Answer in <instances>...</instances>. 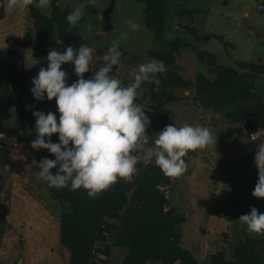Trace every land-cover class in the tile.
Listing matches in <instances>:
<instances>
[{"label": "rangeland", "instance_id": "obj_1", "mask_svg": "<svg viewBox=\"0 0 264 264\" xmlns=\"http://www.w3.org/2000/svg\"><path fill=\"white\" fill-rule=\"evenodd\" d=\"M149 1L115 0L106 30L102 12L110 0H51L50 10L30 6L13 12H6L7 0H0V200L8 207L0 221V264H70V250L60 239L61 216L67 208L52 196L46 182L36 178L39 169L32 164L47 158L46 152L31 147L37 134L14 114L2 94L5 86L20 108L29 105L33 111L52 112L59 121L55 100L45 95L36 101L31 88L41 67L47 68L49 51L67 49L57 43L61 37L75 42L77 49L86 44L97 57L121 39V63L112 74L125 86L132 70L153 60V53L166 65L159 85L148 87L145 98L136 100L151 122V139L170 124L205 126L217 137L215 145L184 158L187 171L179 178L157 182V176L164 177L161 170L154 162H141L130 180L113 186L110 190L123 199L122 209L114 217L104 216L108 224L91 247L89 264H215V254L224 261L236 260L244 244L254 245L264 264V235L249 233L238 220L252 207L264 214V199L252 196L258 180L255 152L264 145V12L255 9L262 0ZM80 4L85 5L84 16L72 26L67 16ZM150 5L158 19L152 28L145 23ZM128 20L139 28L131 29ZM176 24L191 28L194 35ZM62 70L69 86L78 79L73 65H62ZM229 82L243 83L246 95L232 99ZM250 132L260 142H250ZM149 191L162 198L160 220L173 223L165 246L157 242L149 248L144 239L150 233L130 222L140 212L147 214L133 202V194ZM154 228L153 232L163 230Z\"/></svg>", "mask_w": 264, "mask_h": 264}, {"label": "clouds", "instance_id": "obj_2", "mask_svg": "<svg viewBox=\"0 0 264 264\" xmlns=\"http://www.w3.org/2000/svg\"><path fill=\"white\" fill-rule=\"evenodd\" d=\"M30 6L44 11L50 10L51 0H7L6 12L25 11ZM84 4L69 13L67 21L76 26L84 16ZM131 29L139 25L132 20L126 22ZM91 30V24L87 25ZM126 39V34L122 35ZM121 39L112 41L106 54L97 57L94 49L81 44L78 49L50 50L47 68L41 67L32 80L31 92L36 101L55 100L56 114L34 111L36 139L31 143L35 150L46 149L55 159L43 158L37 164V179L49 188L69 187L72 191L83 189L91 199L111 189L119 181L130 180L138 171L137 165L154 162L166 178L181 177L187 171L185 157L190 152L205 150L216 144L217 137L201 125H167L155 134H147L150 120L143 106L136 100L144 95L145 83H160L159 74L167 72L162 61L151 60L140 64L130 73L132 80L126 86L113 75L114 66L121 63L123 52ZM92 78L84 75L97 65ZM74 66L78 79L67 84L68 75L62 65ZM14 111V109H13ZM58 134L59 143L51 137ZM45 138H48L47 141ZM254 163L258 180L252 192L257 199H264V145L255 152ZM56 169L55 174L52 170ZM249 233L264 235V214L252 207L249 214L238 219Z\"/></svg>", "mask_w": 264, "mask_h": 264}, {"label": "trees", "instance_id": "obj_3", "mask_svg": "<svg viewBox=\"0 0 264 264\" xmlns=\"http://www.w3.org/2000/svg\"><path fill=\"white\" fill-rule=\"evenodd\" d=\"M147 1L149 0H140ZM155 8H151V5L146 9L145 23L148 27L158 26L157 14L154 11ZM160 29V28H159ZM61 37V36H60ZM63 40L70 42L69 39L61 37ZM58 43V42H57ZM153 60H157L155 53L152 54ZM159 77V76H158ZM159 79V78H158ZM155 83H145L143 86L144 89L148 90V87H153ZM5 87V86H4ZM3 88L2 94L6 97V101L11 103L12 110L14 109V114L22 120H26L29 124L30 129L36 133V120L35 117H32L33 106L22 105L23 109L19 107L18 100L10 93ZM229 90L232 91V99H237L246 95L245 85L243 83L238 85L237 83L229 82ZM145 94V92H144ZM144 99V95L142 96ZM139 99V98H138ZM152 100V98H151ZM153 101V100H152ZM146 104V103H145ZM31 107L32 111H28V108ZM248 124V123H247ZM249 125V124H248ZM253 126V125H252ZM46 141L48 138H45ZM53 143L57 142L55 135L51 137ZM43 152H46V157L48 159H55L46 149H42ZM55 174L56 169H53ZM159 181L167 182V178L156 177ZM160 179V180H159ZM156 184V183H155ZM52 196L55 199H59L61 202L65 203L64 206L67 208L61 216V242L67 246L70 250V264H89L91 257V247L96 239L102 235L104 224H108L107 221H104V216H116L117 212L122 209L123 199H121L114 190H108L101 194L96 199H91L87 196L86 192L81 189L77 191H72L69 187L62 189L51 188ZM152 196L154 200V205L151 203L152 199L148 196ZM133 202L140 204L145 207L147 214L140 212L137 214L130 222H134L133 227L142 226L138 230L146 228L147 237L144 239L145 242H150L149 248H153L158 245H166L168 238L172 235L171 225H173L172 220L161 221V212H162V198L160 195L153 196V191L147 194L138 192L133 194ZM130 213V211L128 212ZM163 214V213H162ZM143 215L146 217L143 219ZM164 220H167L164 217ZM169 219V218H168ZM162 222H168L166 226L162 225ZM144 224V225H143ZM152 226V227H151ZM155 226L162 228V231L153 232ZM153 228V229H152ZM151 231V232H150ZM173 235H177L174 233ZM254 245H250L249 248L247 245H242L241 248L237 251L236 260L234 261H224L220 258V254H215L214 262L215 264H260L259 259L260 255L254 252ZM153 252L151 255L156 257H161V253L156 250H149ZM218 259V260H217Z\"/></svg>", "mask_w": 264, "mask_h": 264}, {"label": "water", "instance_id": "obj_4", "mask_svg": "<svg viewBox=\"0 0 264 264\" xmlns=\"http://www.w3.org/2000/svg\"><path fill=\"white\" fill-rule=\"evenodd\" d=\"M114 3H115V0H110L109 5L102 12V21H103V24H104V28L106 30H108L111 27L110 19H111V12H112V10L114 8ZM255 9H256L257 12L263 13L264 12V0L258 2L256 7H255ZM175 28L180 29L181 31H185V32H188V33L194 35V31L191 28H189V27H184V26H181L179 24H176ZM56 41L58 42V44H60L63 47L67 48V47L71 46L74 50L76 49V43L75 42H67V41H65V40H63L61 38H56ZM114 70H115V66L113 68V72H114ZM92 75H93V73L90 71V72H88V73H86L84 75V79H86V80L90 79V78H92ZM146 104H148V105L150 104V100L149 99L146 100ZM248 126L249 125L247 124L246 127H248ZM0 190H1V184H0ZM220 210L222 212H224L225 214L228 212V210H226L225 208H222V207H220ZM7 211H8V207L3 202H1V200H0V221L5 218V216L7 215ZM157 264H159V263H157Z\"/></svg>", "mask_w": 264, "mask_h": 264}, {"label": "built area", "instance_id": "obj_5", "mask_svg": "<svg viewBox=\"0 0 264 264\" xmlns=\"http://www.w3.org/2000/svg\"><path fill=\"white\" fill-rule=\"evenodd\" d=\"M250 136V142H260V137L255 133V132H250L249 133Z\"/></svg>", "mask_w": 264, "mask_h": 264}, {"label": "flooded vegetation", "instance_id": "obj_6", "mask_svg": "<svg viewBox=\"0 0 264 264\" xmlns=\"http://www.w3.org/2000/svg\"><path fill=\"white\" fill-rule=\"evenodd\" d=\"M77 49V48H76ZM93 73V72H92Z\"/></svg>", "mask_w": 264, "mask_h": 264}]
</instances>
